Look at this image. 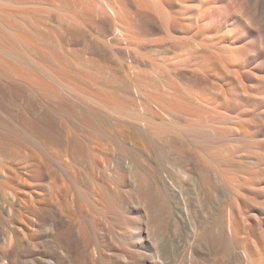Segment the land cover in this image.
<instances>
[{"label": "bare ground", "instance_id": "1", "mask_svg": "<svg viewBox=\"0 0 264 264\" xmlns=\"http://www.w3.org/2000/svg\"><path fill=\"white\" fill-rule=\"evenodd\" d=\"M263 31L264 0H0V264H262Z\"/></svg>", "mask_w": 264, "mask_h": 264}, {"label": "rangeland", "instance_id": "2", "mask_svg": "<svg viewBox=\"0 0 264 264\" xmlns=\"http://www.w3.org/2000/svg\"><path fill=\"white\" fill-rule=\"evenodd\" d=\"M132 8V7H131ZM134 9V8H133ZM132 9V10H133ZM131 10V9H130ZM132 10H131V12H132ZM134 11V10H133ZM195 11H196V8H195ZM54 14H55V16H56V13L54 12ZM198 15V14H197ZM53 17V18H55V20H57V17ZM137 17H135V15H132V18H131V16H130V18H131V20H130V18H129V21L131 22V23H133L132 21L134 20V21H136V19H137V21L136 22H134L133 24H130V25H132V26H143L142 24H143V22H141L142 21V19H140L139 17H138V15H136ZM52 18V19H53ZM134 18H136V19H134ZM133 19V20H132ZM54 20V19H53ZM139 20V21H138ZM141 20V21H140ZM138 22H139V24H138ZM88 23V22H87ZM87 23H85V24H87ZM105 24H101L100 23V26H105L106 24H107V26H109V24L107 23V22H104ZM141 23V24H140ZM89 24H90V22H89ZM93 24H91L90 26H92ZM86 26V25H85ZM87 26H89V25H87ZM94 26H96V25H94ZM98 26V25H97ZM107 26H105V28L107 27ZM104 28V29H105ZM103 29V30H104ZM107 29H108V27H107ZM107 29L105 30V31H102L103 33H104V35H107V37H105V38H107V39H110L111 38V36L112 35H110L111 33H109L111 30V28L110 29H108V31H107ZM107 31V32H106ZM112 32V31H111ZM156 31H154L153 33L154 34H152L151 35V38L150 39H154V40H156L157 38L155 37V36H157V37H159L160 38V34L159 33H155ZM264 32V31H263ZM263 32H262V35H264L263 34ZM108 34H109V36H108ZM155 38H154V37ZM264 37V36H263ZM183 40H184V38H183ZM184 41H187L188 43H189V45L190 44H192L191 42H189L188 40H186V38H185V40ZM183 41V42H184ZM191 41V40H190ZM185 43V42H184ZM185 46H186V44H184ZM191 46V45H190ZM188 49H189V47H188V45L186 46ZM186 48V49H187ZM76 50V51H75ZM78 49L76 48V49H74L73 51H75V52H73V55L74 56H76L77 57V55L78 54H80V55H82L81 53V51L80 50H78ZM79 52V53H78ZM81 52V53H80ZM78 53V54H77ZM75 54H77V55H75ZM72 55V57L74 58V56ZM80 55H78V57L80 56ZM89 60H90V58H89ZM92 61V60H91ZM91 61H89V63H91ZM262 66V67H261ZM260 69H262V70H260V71H262V73L264 72V65H260ZM258 72V71H257ZM120 75V74H119ZM104 76H105V74H104ZM103 76V77H104ZM107 77L105 78V80L107 79V80H109L110 79V81L112 82L113 81V85H114V88L115 89H117L118 87H119V89H121L123 86L125 87L126 85L124 84V78L122 79L121 77V79H120V81L119 80H117L116 78H110V76L109 75H106ZM108 76H109V78H108ZM118 78V77H117ZM114 79V80H113ZM123 80V81H122ZM155 80V79H154ZM114 81H116V82H114ZM117 81H119V82H117ZM122 81V82H121ZM156 81V80H155ZM126 83V82H125ZM151 84L150 85H152L153 83V85L152 86H154L155 87V85L156 84H158L159 83V80L157 79V81L156 82H153V79H152V82H150ZM122 84V85H121ZM160 84V83H159ZM158 84V85H159ZM120 85V86H119ZM157 85V86H158ZM122 86V87H121ZM128 103L130 102V100L129 101H127ZM131 103V102H130ZM262 110H263V112H264V107H262ZM261 130H262V135H260V136H258L257 137V139H262L263 141H264V122H263V125H262V127H261ZM235 161L236 160H238V159H240V157L239 156H234V158H233ZM241 175H243L244 173H240ZM233 209H234V214H235V217H236V219L239 221V223L242 225V227H244V228H246V230L248 229V226H249V228L251 227V229H252V231H253V236H254V239H259L260 241H264V198H261V197H254L252 194H246V193H244V192H242V195H241V197L236 201V202H234V206H233ZM198 251H199V253H201V255L202 256H205L206 255V248L204 249V247L202 246V247H199L198 249H197ZM197 255V254H196ZM235 256L233 255V258H234ZM256 261L257 262H259V263H262V264H264V258H262L260 255H257L256 256ZM201 263V262H200ZM213 264H221V260H220V256L218 255V256H214V263ZM234 264H237L236 262H234Z\"/></svg>", "mask_w": 264, "mask_h": 264}]
</instances>
